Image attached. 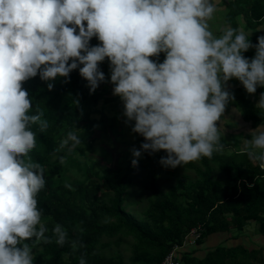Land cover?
Returning a JSON list of instances; mask_svg holds the SVG:
<instances>
[{"label":"clouds","instance_id":"obj_1","mask_svg":"<svg viewBox=\"0 0 264 264\" xmlns=\"http://www.w3.org/2000/svg\"><path fill=\"white\" fill-rule=\"evenodd\" d=\"M218 2L0 0V264H33L25 241L52 242L40 224L36 199L45 187L44 170L29 156L36 147L32 126L38 124L43 132L48 121L40 109L29 114L32 104L22 83L37 74L44 81L69 78L79 68L94 92L105 80L99 63L107 57L125 122L135 121L132 131L144 137L140 149H132L134 157L142 150H165L160 163L171 168L211 158L223 148L217 121L234 99L225 90L227 82L238 79L249 94L264 87V35L253 44L242 28L226 26L215 36L209 21ZM94 36L102 43L90 46ZM250 48L254 57H245ZM161 52L166 54L163 63L150 59ZM256 107L264 110V92ZM261 129L264 123L248 142L261 151H245L264 169ZM69 141L73 148L81 142L70 131L60 147ZM137 164L133 159L132 165ZM52 231L62 246L66 231L59 224ZM79 264H85L83 257Z\"/></svg>","mask_w":264,"mask_h":264},{"label":"trees","instance_id":"obj_2","mask_svg":"<svg viewBox=\"0 0 264 264\" xmlns=\"http://www.w3.org/2000/svg\"><path fill=\"white\" fill-rule=\"evenodd\" d=\"M227 8L225 22L233 28H240V19L247 28L258 29L264 25V0H231ZM260 35L247 36L255 44ZM101 43L95 36L90 40V46ZM243 55L252 58L255 49L250 48ZM165 58L166 54L161 52L158 57L150 59L163 63ZM99 68L105 73V80L98 82L94 92H90V85L80 75L79 68L72 70L69 78L58 76L55 80L44 81L37 74L22 83L32 104L29 114H36L40 109L44 112L42 119L48 121V127L43 132L38 124L32 126L31 130L36 133V147L29 156L44 170L45 187L36 199L41 221H47L43 224L48 229L45 236L50 237L52 242H36L35 237L25 241L32 251L35 246L42 249L34 255L33 264H79L81 257L85 264H160L166 254L176 244L182 245L189 232L196 227H200L201 233L197 245L205 244L207 238L215 233L221 235L234 229L243 231L250 222L259 224L264 237V169L259 167L258 161L253 166H247L251 159L247 152H242L244 155L240 157L238 153L213 152L211 158H201L203 167L192 162L184 164L194 168L198 178L188 182L178 179L169 190L157 185L158 174L153 171L152 197L143 218L127 210L126 192L134 184L133 171L146 168L151 162L154 165L160 162V157L167 155L165 150L151 154L150 150H142L144 158L138 161L137 166L131 162L125 168H105L103 185L87 178L73 182L58 180L64 169L69 167L75 152L85 154L94 149L99 124L106 131L107 124L115 126V118L123 117L116 114L107 121L103 117L98 125L92 117L101 100L107 103L119 101L113 106L114 111L124 108V104H120L124 102L120 97L116 98L113 91L110 92V85H107L111 75L107 57L99 63ZM49 83L53 84L51 90L47 87ZM241 89H228L234 96L228 103L240 109L244 120L256 129L264 123V110L256 107L264 87H257L256 98H250ZM70 131L78 136L80 144L69 148L73 143L69 141L61 148ZM143 142L144 138L137 140L139 149ZM220 143L229 145L223 140ZM213 161L226 174L224 179L214 177ZM57 224L67 233L62 246L55 242L56 236L52 231ZM39 227L37 225V229ZM129 237L133 238L134 244L128 263L121 247L125 238ZM73 243L77 245L75 250ZM113 247L118 248L114 254L102 252ZM263 252L264 246L249 248L245 244L220 242L202 256H198L197 252L195 256V253L183 251L182 259L185 264H264Z\"/></svg>","mask_w":264,"mask_h":264},{"label":"rangeland","instance_id":"obj_3","mask_svg":"<svg viewBox=\"0 0 264 264\" xmlns=\"http://www.w3.org/2000/svg\"><path fill=\"white\" fill-rule=\"evenodd\" d=\"M212 2V0H210ZM222 5V4H221ZM219 5V6H221ZM228 11V8H217V11L214 14H217L219 16H224L226 12ZM220 18V17H219ZM221 20V18H220ZM224 20V18H223ZM240 28L243 29L246 35L253 36L256 34L264 35V25L259 27L258 29H252L247 28L245 26V22L240 19ZM218 23V22H217ZM215 21L212 24L209 23L210 30L214 31L217 30L216 28L221 27V24H217ZM217 37L220 36L219 33H215ZM109 81V79H108ZM107 85H110V92L113 91L114 93V84L109 81ZM233 88L234 91L238 90L239 87H241V90L246 91L242 83L236 79L232 78L228 81L226 88ZM247 93V91H246ZM250 98H253L257 96L256 94H247ZM118 96V97H117ZM119 95H116V98H119ZM256 98V97H255ZM120 100V99H119ZM260 99H258L259 103ZM119 101H115L113 103H107L104 102V100H101L98 106L94 108L92 117L96 119V124L98 125L100 118L105 117V120L107 121L108 118H112L113 116L122 114L120 119L115 118L114 124H107V127L105 128L106 131H104V128L102 125H98V130L95 137V143H94V149L87 151L85 154H80L78 152H75L70 161L68 168H65L63 171L62 177H60L58 180L63 182H73L76 179H94L97 183L100 185L104 184L103 179V170L105 168H125L130 165L133 159H137V161L143 160L144 156L141 153V156L139 158H136L133 156L132 149H139L137 147V140L139 138H144L141 134L135 133L132 131V127L134 126L135 121H128L127 123V117L124 115V108H121L120 110L114 111L113 106ZM121 102H123L121 100ZM124 104V103H120ZM227 105L224 109V117H222L223 121H227V124L224 126V130L221 129V121H217V127L218 131L220 132V141L226 138L228 143L230 144L229 147L225 148L223 147L219 153H226V154H237L238 157H240L242 152L244 151H238L240 149H244L245 145H249L248 142L252 138V134L254 131H256L255 128L247 127L244 128L245 132H237L236 134H232L231 136H223L222 134L227 130L232 131H238L239 126H237V122L235 120H231L232 118L237 116H240L241 124L246 125L243 123V119L241 117L242 111L235 108L234 106H230L229 108ZM241 113V114H240ZM112 121V120H111ZM225 121V122H226ZM224 122V123H225ZM110 123V122H109ZM108 128V129H107ZM264 130V129H261ZM67 139V138H64ZM250 139V140H249ZM237 142V143H236ZM69 148H72V145H69ZM245 150V149H244ZM162 151V150H160ZM252 151L259 153L260 149H252ZM162 153V152H161ZM254 159H249V162H247V166H253L255 164ZM192 163L203 167L201 159L197 161H193ZM214 168V177L217 179H224L226 177V174L221 169V166L214 162L212 163ZM153 171L157 172L158 178H157V185L164 189L169 190L172 186H174L179 180L181 179L183 182H188L189 180H195L198 178V173L194 168L189 167V165H178L175 168L165 167L160 162L156 163L155 165L153 162H151V165L143 168V169H137L133 171V177H134V184L133 186L128 189L126 192V206L127 210L135 213L139 218H143L145 216V211L149 206L150 198L152 197V191H151V184H152V176ZM46 219L42 220L40 224L46 223ZM40 226V225H39ZM221 233V232H220ZM214 235H218V237L215 236L213 240H211V236L214 237ZM215 233L211 235L209 238H207V241L205 244L197 245V244H190L186 246V252L195 253V256H202L204 255L208 249L214 248L217 244L220 242H224L227 245H235V244H245L249 248L257 247V246H264V237L260 233L259 230V224L257 222H250L248 223L244 230H232L231 232L225 233V234ZM184 241H187V237ZM189 242V240H188ZM134 240L133 238H125V242L123 246L121 247V252L124 253L126 261L129 263L130 258L132 256V248H133ZM117 247L108 248L106 250H102L103 253L114 254L115 251H117ZM195 250V252H194ZM42 251L41 248L35 246L33 252V255H36ZM197 252V255H196ZM264 254V252H263Z\"/></svg>","mask_w":264,"mask_h":264},{"label":"crops","instance_id":"obj_4","mask_svg":"<svg viewBox=\"0 0 264 264\" xmlns=\"http://www.w3.org/2000/svg\"><path fill=\"white\" fill-rule=\"evenodd\" d=\"M231 0H219V2H218V4H217V8L218 7H220V8H224V7H226L227 8V5H228V3L230 2ZM212 2H216V0H212ZM222 4V5H221ZM219 5H221V6H219ZM221 18V20H220V18ZM223 18H224V20H223ZM225 15L224 16H219V15H217V14H213V17H212V24H213V22L215 21V23H217V24H221V27H220V29H219V27L218 28H216L217 30H215L214 29V31H212L213 32V34H215V33H219L220 32V34H222L221 33V29L222 28H224V27H226V26H230V25H228L227 24V22H225ZM211 22V20L209 21V23ZM211 29V28H210ZM216 36V35H215ZM228 83V82H227ZM228 89H233V88H230V87H228V88H225V90H228ZM228 107H226V108H229V103L227 102V104H226ZM231 106V105H230ZM236 108V107H235ZM241 114V113H240ZM222 115V117H224V111H223V113L221 114ZM222 117H220V123H221V131L222 130H224V126L227 124V121L225 122V121H223V119H222ZM239 119H240V116H237ZM241 117H242V119H243V123H245L246 125L244 126V125H242L240 122H241V120H239L238 118H237V120H236V117H234V118H232L231 120H235L236 122H237V126H239V130L238 131H232V130H227V131H225L223 134H222V137L223 136H231L232 134H236L237 132H245L244 131V128L246 129L247 127L249 128V127H251V124L250 123H248V122H246L245 120H244V118H243V115H241ZM225 122V123H224ZM252 128V127H251ZM250 139H252V138H250ZM249 139V140H250ZM223 141H225L227 144H229L228 143V141L226 140V138L225 139H223ZM221 144V143H220ZM230 145V144H229ZM229 145H227V146H223V147H225V148H227V147H229ZM248 148V149H250L251 148V146H249V145H245V148ZM244 148V149H245ZM243 148L242 149H240V150H242V151H244V152H246L245 150H244ZM239 151V150H238ZM225 234V233H224ZM215 236L216 237H218V235H214V237L213 236H211V240H213L214 238H215ZM220 236V235H219Z\"/></svg>","mask_w":264,"mask_h":264},{"label":"built area","instance_id":"obj_5","mask_svg":"<svg viewBox=\"0 0 264 264\" xmlns=\"http://www.w3.org/2000/svg\"><path fill=\"white\" fill-rule=\"evenodd\" d=\"M201 237L200 227L193 228L187 235V241L184 243L176 244L165 256L160 264H184L182 259V252L186 251V246L196 244L197 240ZM189 240V242H188Z\"/></svg>","mask_w":264,"mask_h":264}]
</instances>
